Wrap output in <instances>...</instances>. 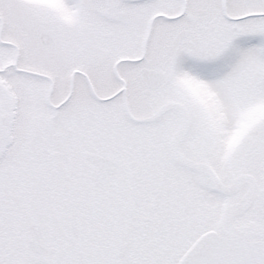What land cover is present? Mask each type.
<instances>
[{
	"label": "snow or ice",
	"instance_id": "snow-or-ice-1",
	"mask_svg": "<svg viewBox=\"0 0 264 264\" xmlns=\"http://www.w3.org/2000/svg\"><path fill=\"white\" fill-rule=\"evenodd\" d=\"M0 264H264V0H0Z\"/></svg>",
	"mask_w": 264,
	"mask_h": 264
}]
</instances>
